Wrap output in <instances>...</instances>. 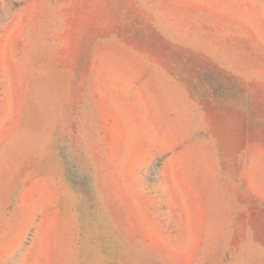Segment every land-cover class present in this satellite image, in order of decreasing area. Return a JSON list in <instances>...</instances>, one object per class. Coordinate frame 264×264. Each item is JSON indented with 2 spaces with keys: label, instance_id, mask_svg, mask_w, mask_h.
I'll return each mask as SVG.
<instances>
[{
  "label": "rangeland",
  "instance_id": "rangeland-1",
  "mask_svg": "<svg viewBox=\"0 0 264 264\" xmlns=\"http://www.w3.org/2000/svg\"><path fill=\"white\" fill-rule=\"evenodd\" d=\"M0 264H264V0H0Z\"/></svg>",
  "mask_w": 264,
  "mask_h": 264
}]
</instances>
